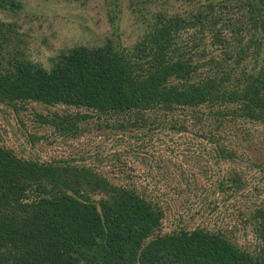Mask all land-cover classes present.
Segmentation results:
<instances>
[{
  "label": "trees",
  "instance_id": "1",
  "mask_svg": "<svg viewBox=\"0 0 264 264\" xmlns=\"http://www.w3.org/2000/svg\"><path fill=\"white\" fill-rule=\"evenodd\" d=\"M125 1L136 42L76 45L49 67L29 59L16 24L0 20V105L32 112V147L95 132L135 144L147 162L154 136L189 134L230 166L208 187L182 169L190 149L180 163L152 156L149 175L175 179L187 193L183 205L190 193H207L188 221L165 233L171 206L99 172L108 164L99 152L95 162L39 161L0 146V264H264V162L247 165L261 175L256 184L237 167L250 160L251 143L264 145V0ZM21 9L0 0V10ZM42 129L49 136L37 135ZM208 193L234 202V225L197 222L221 203ZM240 226L251 230L245 243Z\"/></svg>",
  "mask_w": 264,
  "mask_h": 264
},
{
  "label": "rangeland",
  "instance_id": "2",
  "mask_svg": "<svg viewBox=\"0 0 264 264\" xmlns=\"http://www.w3.org/2000/svg\"><path fill=\"white\" fill-rule=\"evenodd\" d=\"M22 4V9L16 14L0 10V20L6 23L16 24L19 38L27 43L26 55L37 64L49 67L50 58L62 50H67L76 45L99 46L107 38L124 45H131L139 38L140 32L135 27V20L127 9L125 0L120 6L113 5L112 0H17ZM107 9H112L116 14L115 25H112L107 15ZM120 12V14L118 13ZM251 135L255 134L251 127ZM34 131L32 112L18 116L9 109L0 105V146L14 150L25 158H33L39 161H52L68 157L75 159V162H95L94 154L99 152L104 162L99 172L106 174L113 182H128L135 184L140 190L148 194H158L160 200L169 204L167 216L163 221V232L167 233L182 225L191 218V215L201 206L202 199L207 193H198L197 197L188 196V202L183 205L187 196L181 192L176 185L175 179L170 180L169 176L149 175L148 166L152 164V156L163 155L167 158L176 159L178 163L186 159V150L190 149V163L184 162L183 170L195 173L198 182L203 186H212L214 180L224 173L230 164L220 165V162L213 157L210 146L205 140L195 138L191 135H169L160 134L154 136L150 144L153 149L148 151V145L143 153L147 162H141L142 151L136 149L135 144L125 140L120 141L117 137H107L94 133L86 135L78 140H62L55 138L52 145L47 144L43 139L32 147L28 141V134ZM39 136H49L50 130L42 129L36 131ZM254 139V138H253ZM241 144H244L243 141ZM129 145H132L130 148ZM100 148V149H99ZM136 149V150H134ZM249 154V161H245L238 168L250 170L248 179L250 183L256 184L261 175L255 169L247 165L251 163L264 162V145L262 147L251 143L246 149ZM128 152V153H127ZM212 154V155H211ZM121 158V161L118 160ZM246 164V165H245ZM236 164H233L235 166ZM200 167H208L209 176L199 173ZM166 174V173H164ZM247 174V173H246ZM209 177V178H208ZM183 186L182 189H184ZM210 193V192H209ZM209 200H216L219 208L216 212L209 213L204 217H198L197 222H218L234 225L237 221V212L232 207L233 201L222 203L219 196L210 195ZM181 220V221H180ZM180 223V224H179ZM194 226V225H193ZM237 232L239 240L246 242V237H251L249 228Z\"/></svg>",
  "mask_w": 264,
  "mask_h": 264
}]
</instances>
